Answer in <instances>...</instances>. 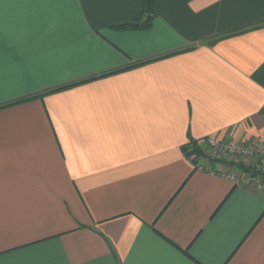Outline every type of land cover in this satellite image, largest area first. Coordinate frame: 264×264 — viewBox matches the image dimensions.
<instances>
[{
    "label": "crops",
    "instance_id": "obj_1",
    "mask_svg": "<svg viewBox=\"0 0 264 264\" xmlns=\"http://www.w3.org/2000/svg\"><path fill=\"white\" fill-rule=\"evenodd\" d=\"M154 10L0 0V264H264L253 160L184 150L264 143V0Z\"/></svg>",
    "mask_w": 264,
    "mask_h": 264
},
{
    "label": "built area",
    "instance_id": "obj_2",
    "mask_svg": "<svg viewBox=\"0 0 264 264\" xmlns=\"http://www.w3.org/2000/svg\"><path fill=\"white\" fill-rule=\"evenodd\" d=\"M206 147L204 164L202 162L200 164L207 169L212 168L211 164H207L209 160L217 161L216 159H220L222 161L238 157L252 159L251 168L244 169L241 167L238 174L220 173L212 168L213 174L219 173V175L228 178L236 186L264 193V143L229 144V142H218L214 139H209L206 142Z\"/></svg>",
    "mask_w": 264,
    "mask_h": 264
},
{
    "label": "trees",
    "instance_id": "obj_3",
    "mask_svg": "<svg viewBox=\"0 0 264 264\" xmlns=\"http://www.w3.org/2000/svg\"><path fill=\"white\" fill-rule=\"evenodd\" d=\"M155 2L156 0H143V18L146 16V21L142 22V20H139L133 23H125L122 25H117L115 28L119 29H132V28H142V27H148L152 19L155 17ZM184 150L186 151L187 156L190 158L192 157L193 162L198 164L200 160H202L205 157L204 151L199 146L197 142L191 141L189 145L184 147Z\"/></svg>",
    "mask_w": 264,
    "mask_h": 264
}]
</instances>
